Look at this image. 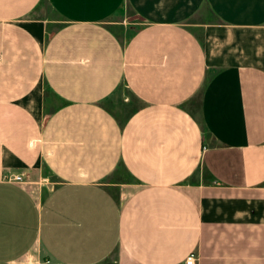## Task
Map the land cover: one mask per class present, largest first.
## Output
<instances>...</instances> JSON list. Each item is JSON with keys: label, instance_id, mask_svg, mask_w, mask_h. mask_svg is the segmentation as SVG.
<instances>
[{"label": "crops", "instance_id": "1", "mask_svg": "<svg viewBox=\"0 0 264 264\" xmlns=\"http://www.w3.org/2000/svg\"><path fill=\"white\" fill-rule=\"evenodd\" d=\"M192 252L264 264V0H0V264Z\"/></svg>", "mask_w": 264, "mask_h": 264}, {"label": "rangeland", "instance_id": "2", "mask_svg": "<svg viewBox=\"0 0 264 264\" xmlns=\"http://www.w3.org/2000/svg\"><path fill=\"white\" fill-rule=\"evenodd\" d=\"M52 13L53 17H58L55 13L49 10ZM191 21H218L216 17L209 11L207 8H203L200 13H198ZM199 31V30H198ZM125 97V91L123 88L120 89L109 102L110 107L115 109L116 113H122L120 106H122L123 99ZM138 106V102L134 101V98L130 95L128 90L126 89V112L129 110H133ZM122 115V114H121ZM122 179L128 180L129 178L126 176L122 177Z\"/></svg>", "mask_w": 264, "mask_h": 264}, {"label": "built area", "instance_id": "3", "mask_svg": "<svg viewBox=\"0 0 264 264\" xmlns=\"http://www.w3.org/2000/svg\"><path fill=\"white\" fill-rule=\"evenodd\" d=\"M21 178V176H16V179L19 180ZM196 254L194 252L190 253L186 260H185V263L186 264H195L196 263Z\"/></svg>", "mask_w": 264, "mask_h": 264}]
</instances>
